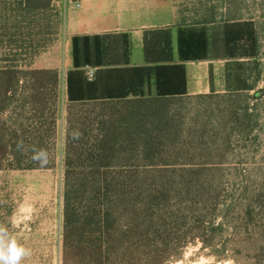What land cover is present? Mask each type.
I'll return each mask as SVG.
<instances>
[{
    "label": "trees",
    "instance_id": "16d2710c",
    "mask_svg": "<svg viewBox=\"0 0 264 264\" xmlns=\"http://www.w3.org/2000/svg\"><path fill=\"white\" fill-rule=\"evenodd\" d=\"M51 1L0 0V42H15L17 25H25L22 43L10 48L20 49L11 53L25 60L23 68L0 65V112L8 107L20 111L9 125L0 121V157L4 158L5 169H41L53 164L50 150L56 133L58 71L30 67L31 61L25 58L47 44L41 36V27L49 26L47 20L55 25L59 22L57 12L49 13ZM44 10L41 26L38 15ZM9 20L13 30L7 28ZM224 23L222 44L214 38L209 42L205 28L179 29V57L202 59L213 48L229 57L249 58L246 64L232 62L226 82L231 87L229 92L254 90V97H258L262 90L255 88V81L261 77V50L255 23L242 18L226 19ZM71 46L73 68L65 77L69 102L62 264H167L179 256V244L200 241L202 247L214 249L215 239L225 227L235 228V234L242 231L247 236L242 242L248 236H257L255 251L260 256L263 230L252 223V206L259 202V194L244 192L240 207L234 202L224 207L226 197L222 196L219 177L207 168L211 166L192 159L154 155L153 139L164 130L165 119H146L149 115L143 111V103L146 96L155 100L179 97L166 96L160 85V76L168 65L139 68L142 73L135 75L133 87L121 96L93 98L98 82L95 77L89 80L82 67L102 63L104 39L98 35L72 36ZM165 49L170 57L169 42ZM123 51L126 59V39ZM148 53L145 39V54ZM150 73L155 76V95H145L141 88ZM248 75L253 76L250 84L246 81ZM130 103H135L133 108L125 109L124 105ZM34 149L47 152V164L33 161ZM233 209H237L240 227L230 224L228 212ZM228 243L225 245L240 250L236 244Z\"/></svg>",
    "mask_w": 264,
    "mask_h": 264
},
{
    "label": "rangeland",
    "instance_id": "374dc122",
    "mask_svg": "<svg viewBox=\"0 0 264 264\" xmlns=\"http://www.w3.org/2000/svg\"><path fill=\"white\" fill-rule=\"evenodd\" d=\"M174 1L185 11L184 19L191 21L253 20L261 50V80L256 89L260 88L262 94L254 97V90H249L162 100L146 96L143 111L149 118H145L165 119L164 130L153 139L154 155L158 158L192 159L211 166L207 168L213 169L211 171L219 177L222 196L226 197L224 207L230 202L239 203L240 207L244 192L259 194V202L252 206V223L256 229L263 230V252L260 256L256 254L257 236H248L247 241L242 242L247 236L241 230L235 234V228L225 227L215 239L214 249L202 247L200 241L183 246L179 244L176 247L179 256L167 264H264V0ZM57 2L51 1L52 11L49 13L59 14L58 24L47 20L49 26L41 27V36L47 44L25 57L31 61L30 67L55 68L58 71L56 133L50 150L53 164L41 169H5L4 158L0 157V225L5 226L9 234L21 230L20 225L25 223L40 227L38 233L25 229V235H10L18 244L31 250V255L23 258L20 264H62L64 148L69 102L65 77L71 49L65 26V0ZM44 15L45 10L38 15L41 26ZM10 26L9 20L7 28L13 30ZM24 26L17 25L15 42L6 39L0 42V65L23 68L25 60L20 59L19 54L13 56L11 53L21 52L20 49L10 51V48H18L22 43ZM134 104H126L124 108H133ZM10 108L0 112V121L5 124L20 114L19 110ZM236 211L230 210L228 217L231 226L240 227ZM23 215L28 217H21ZM227 241L239 246L240 250L235 251L232 245H225ZM215 254L221 257L216 258ZM224 254L228 255L223 257Z\"/></svg>",
    "mask_w": 264,
    "mask_h": 264
},
{
    "label": "crops",
    "instance_id": "0c3cea01",
    "mask_svg": "<svg viewBox=\"0 0 264 264\" xmlns=\"http://www.w3.org/2000/svg\"><path fill=\"white\" fill-rule=\"evenodd\" d=\"M75 1H79L81 6L74 7ZM64 8L71 49L68 69L73 68L72 36L98 35L104 39L102 63L87 65L95 68L94 77L98 82L93 98L123 95L132 86L135 75L142 73L139 68L154 65H168L160 76V85L166 96L229 92L231 87L227 86L226 73L233 66L232 62L240 61L246 64L250 60L229 57L213 48L209 49L205 58L180 59L179 29L199 31L205 28L209 42L214 38V41L222 44L226 19L208 22L184 19L185 11L180 9L174 0H65ZM125 39L128 48L126 59L123 51ZM145 39L149 49L148 56L145 54ZM168 42L171 47L170 57L165 49ZM85 68L86 66L82 67L83 70ZM252 80L253 76L248 75L247 83H252ZM260 80L261 77L255 84ZM141 88L150 95L156 94L153 73H150L149 78L144 77ZM182 91L184 92L179 93ZM20 229L10 235H25V229H33L34 233H38L40 227L37 224L30 226L25 223L20 225Z\"/></svg>",
    "mask_w": 264,
    "mask_h": 264
},
{
    "label": "clouds",
    "instance_id": "9594fccd",
    "mask_svg": "<svg viewBox=\"0 0 264 264\" xmlns=\"http://www.w3.org/2000/svg\"><path fill=\"white\" fill-rule=\"evenodd\" d=\"M44 149L33 150V161L45 165L48 162ZM31 255V250L20 245L10 236L5 226L0 225V264H20V261Z\"/></svg>",
    "mask_w": 264,
    "mask_h": 264
},
{
    "label": "built area",
    "instance_id": "2783aa9c",
    "mask_svg": "<svg viewBox=\"0 0 264 264\" xmlns=\"http://www.w3.org/2000/svg\"><path fill=\"white\" fill-rule=\"evenodd\" d=\"M56 4H58L57 0H55ZM81 3L79 1L74 2V7H80ZM85 74L89 80H91L95 75V68L92 66H86Z\"/></svg>",
    "mask_w": 264,
    "mask_h": 264
}]
</instances>
